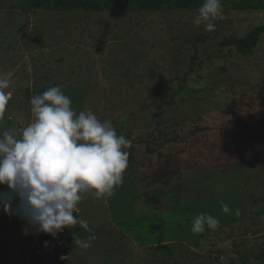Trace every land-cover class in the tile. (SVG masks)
<instances>
[{"label":"rangeland","instance_id":"374dc122","mask_svg":"<svg viewBox=\"0 0 264 264\" xmlns=\"http://www.w3.org/2000/svg\"><path fill=\"white\" fill-rule=\"evenodd\" d=\"M13 3L0 8L11 94L0 132L19 135L30 99L59 86L131 147L115 194H85L74 212L94 228L89 249L70 239L79 224L63 229L61 253L0 210V264H264V35L250 54L221 45L264 24V10L222 11L208 32L198 11L24 14ZM199 213L219 227L191 231Z\"/></svg>","mask_w":264,"mask_h":264},{"label":"clouds","instance_id":"9594fccd","mask_svg":"<svg viewBox=\"0 0 264 264\" xmlns=\"http://www.w3.org/2000/svg\"><path fill=\"white\" fill-rule=\"evenodd\" d=\"M217 19H223L221 0H203L194 24L203 23L205 31L212 32ZM9 87L10 80L0 77V118L11 99L5 91ZM30 105L32 121L19 135L12 130L0 132V186L6 188L0 191V210L53 238L77 224L90 232L89 223L74 216L77 205L85 194L95 200L115 194L128 164L129 152L124 149L131 147V141L117 134L110 120L101 122L91 110L77 114L59 86L34 95ZM221 210L231 211L224 203ZM190 223L195 233L214 231L220 225L218 218L205 213ZM73 238L87 250L97 237L93 233Z\"/></svg>","mask_w":264,"mask_h":264},{"label":"trees","instance_id":"16d2710c","mask_svg":"<svg viewBox=\"0 0 264 264\" xmlns=\"http://www.w3.org/2000/svg\"><path fill=\"white\" fill-rule=\"evenodd\" d=\"M6 1L0 0V8ZM202 3L203 0H14L10 7L24 14H29L33 10L55 12H157L198 11ZM221 4L222 11L264 10V0H221ZM262 35H264V24L255 26L244 37H225L222 39L221 45L232 47L240 54H250ZM171 176H173V173ZM152 181L167 182V178L163 175H157L153 177ZM90 228L91 231L88 232L82 229L80 225L75 227L71 232L72 237L70 239H74L73 235H79L81 238L92 235L95 231L92 225H90ZM68 236L67 233H62V231L55 238L44 234L43 243L47 242V247L65 253L69 248L66 244Z\"/></svg>","mask_w":264,"mask_h":264},{"label":"built area","instance_id":"2783aa9c","mask_svg":"<svg viewBox=\"0 0 264 264\" xmlns=\"http://www.w3.org/2000/svg\"><path fill=\"white\" fill-rule=\"evenodd\" d=\"M76 212L78 213L79 211L77 210Z\"/></svg>","mask_w":264,"mask_h":264}]
</instances>
